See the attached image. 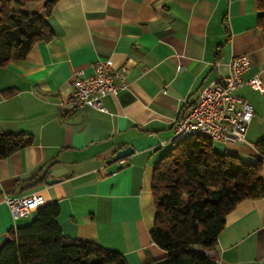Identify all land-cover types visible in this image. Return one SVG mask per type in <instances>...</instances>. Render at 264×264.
I'll use <instances>...</instances> for the list:
<instances>
[{"label":"crops","instance_id":"crops-1","mask_svg":"<svg viewBox=\"0 0 264 264\" xmlns=\"http://www.w3.org/2000/svg\"><path fill=\"white\" fill-rule=\"evenodd\" d=\"M44 2H28L22 11L41 12ZM257 15L253 0H55L47 19L53 38L0 66V132L33 137L0 158V246L10 229L33 217L32 211L13 220L3 195L36 192L57 204L66 237L117 252L126 264L163 258L149 236L153 166L171 144L173 120L227 74L237 55L249 65L236 94L252 105L253 117L245 143L213 142V149L258 159L264 93L246 83L255 76L264 83ZM106 59L127 67V88L102 99L106 111L68 108L75 73L90 75ZM128 146L130 155L108 161ZM260 176L264 182V162ZM214 251L216 264H264V196L227 213Z\"/></svg>","mask_w":264,"mask_h":264},{"label":"trees","instance_id":"trees-1","mask_svg":"<svg viewBox=\"0 0 264 264\" xmlns=\"http://www.w3.org/2000/svg\"><path fill=\"white\" fill-rule=\"evenodd\" d=\"M33 1L38 0H0V66L13 57L24 59L33 45L53 38L47 19L55 0H45L41 12L22 11ZM253 3L264 32V0ZM32 142L25 132H0V158ZM254 146L257 161L245 162L216 152L211 139L195 134L160 154L151 176L154 218L149 236L165 255L150 264H216L192 248L215 249L227 213L244 199L264 196V139ZM58 213L56 203H44L28 224L10 229L0 246V264H126L117 252L63 235Z\"/></svg>","mask_w":264,"mask_h":264},{"label":"built area","instance_id":"built-area-1","mask_svg":"<svg viewBox=\"0 0 264 264\" xmlns=\"http://www.w3.org/2000/svg\"><path fill=\"white\" fill-rule=\"evenodd\" d=\"M248 65L246 55L230 59L227 74L203 87L195 101L181 110L173 120L171 144L195 134L223 144L246 142L245 133L253 117V107L238 96L236 90L243 83L241 74ZM127 70L125 65L113 68L111 59H106L96 61L90 75L78 71L70 83L68 108L87 106L106 111L102 99L108 95L117 96L127 88ZM246 83L252 89L264 93V83L258 77H252ZM2 200L8 206L13 220L27 216L44 204L43 196L36 192L4 194Z\"/></svg>","mask_w":264,"mask_h":264},{"label":"water","instance_id":"water-1","mask_svg":"<svg viewBox=\"0 0 264 264\" xmlns=\"http://www.w3.org/2000/svg\"><path fill=\"white\" fill-rule=\"evenodd\" d=\"M132 152V148L130 146L128 147H124L123 149H119L117 150L114 155H112V157H110V159H108V161L111 160H119V159H123L124 157L130 155ZM47 182H49V180H47ZM192 251L201 255H204L206 257L209 258H214L215 257V251L214 249H202V248H198V247H194L192 248Z\"/></svg>","mask_w":264,"mask_h":264},{"label":"rangeland","instance_id":"rangeland-1","mask_svg":"<svg viewBox=\"0 0 264 264\" xmlns=\"http://www.w3.org/2000/svg\"><path fill=\"white\" fill-rule=\"evenodd\" d=\"M25 217H27V218H30V217H31V214H30V215L28 214V215H27V216H25Z\"/></svg>","mask_w":264,"mask_h":264}]
</instances>
